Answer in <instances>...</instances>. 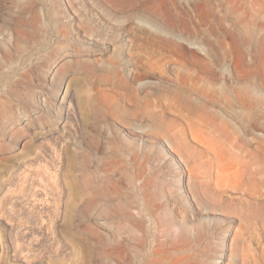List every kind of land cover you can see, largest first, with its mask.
Segmentation results:
<instances>
[{
  "label": "rangeland",
  "instance_id": "rangeland-1",
  "mask_svg": "<svg viewBox=\"0 0 264 264\" xmlns=\"http://www.w3.org/2000/svg\"><path fill=\"white\" fill-rule=\"evenodd\" d=\"M168 253L264 264V0H0V264Z\"/></svg>",
  "mask_w": 264,
  "mask_h": 264
},
{
  "label": "bare ground",
  "instance_id": "bare-ground-1",
  "mask_svg": "<svg viewBox=\"0 0 264 264\" xmlns=\"http://www.w3.org/2000/svg\"><path fill=\"white\" fill-rule=\"evenodd\" d=\"M186 106L190 109H193V105L191 103V100H186ZM197 113L202 116V117H206L207 115H209V111L206 105H201L200 107L197 108ZM215 122L217 123V120H215ZM218 124L221 125V123L218 121ZM182 162H186L183 159ZM224 253L223 251H220V257L219 258H223ZM181 260H188L193 262V264H203V258L196 255V254H192V255H184L182 257H179L178 254L176 253H168L166 255H163L162 257H148L146 264H180ZM223 263V262H221Z\"/></svg>",
  "mask_w": 264,
  "mask_h": 264
}]
</instances>
